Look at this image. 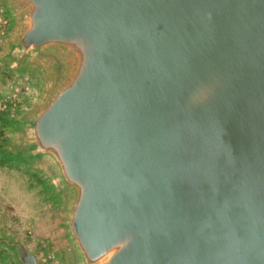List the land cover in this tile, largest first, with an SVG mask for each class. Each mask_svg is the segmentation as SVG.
Returning <instances> with one entry per match:
<instances>
[{
    "label": "water",
    "instance_id": "1",
    "mask_svg": "<svg viewBox=\"0 0 264 264\" xmlns=\"http://www.w3.org/2000/svg\"><path fill=\"white\" fill-rule=\"evenodd\" d=\"M17 1L15 53L65 63L26 136L77 264H264V0Z\"/></svg>",
    "mask_w": 264,
    "mask_h": 264
},
{
    "label": "rangeland",
    "instance_id": "2",
    "mask_svg": "<svg viewBox=\"0 0 264 264\" xmlns=\"http://www.w3.org/2000/svg\"><path fill=\"white\" fill-rule=\"evenodd\" d=\"M24 7L0 0V240L21 241L39 264H77L66 230L70 194L46 161L30 157L26 125L50 100L65 74L54 52L20 57ZM0 264H20L0 242Z\"/></svg>",
    "mask_w": 264,
    "mask_h": 264
}]
</instances>
